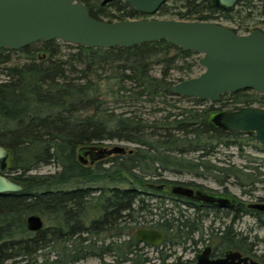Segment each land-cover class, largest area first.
I'll return each instance as SVG.
<instances>
[{"label": "trees", "instance_id": "obj_1", "mask_svg": "<svg viewBox=\"0 0 264 264\" xmlns=\"http://www.w3.org/2000/svg\"><path fill=\"white\" fill-rule=\"evenodd\" d=\"M81 1L97 20L145 16L122 0ZM214 1L166 0L155 16L219 25L228 21L236 24L230 28L235 32L264 27V4L241 0L220 8ZM13 53H21L24 59L12 62ZM192 53L165 40L110 48L49 40L16 51L0 48V145L10 155L5 175L23 186L22 191L0 195V264H74L88 257L101 264H150L144 251L147 247L158 252L159 264H165L172 252L139 242L138 227L162 230L161 246L185 249L187 243H196L194 235L202 234V217L192 218L174 205L163 207L153 224H136L142 211L151 213L147 208L152 199L165 201L153 183L166 180L151 178L163 170L198 173L202 169L218 171L222 177L234 174L229 167L207 165L204 160L219 146L234 145L241 150L240 139L252 136L222 129L211 118L224 109L256 103L264 107V96L240 90L222 94L217 107L213 103L168 111L171 99L203 104L169 91L171 84L191 76L197 63L187 60ZM155 67L158 74L153 73ZM174 71L181 76L174 78ZM145 105L150 112H144ZM113 140L132 143L135 148L109 158L107 164L86 166L78 161L79 147ZM190 152L198 156L186 165L182 157ZM49 164L59 170L32 173ZM32 213L44 216L49 226L28 231L25 218ZM56 245H62L63 252L57 251L49 261L42 251ZM230 249L247 255L250 247L246 236L236 235L226 224L223 250ZM105 256L112 262H105ZM174 264L187 261L176 257Z\"/></svg>", "mask_w": 264, "mask_h": 264}, {"label": "water", "instance_id": "obj_2", "mask_svg": "<svg viewBox=\"0 0 264 264\" xmlns=\"http://www.w3.org/2000/svg\"><path fill=\"white\" fill-rule=\"evenodd\" d=\"M109 1L102 0L101 4ZM122 1L141 14L153 15L166 0ZM240 1L215 0L214 4L229 8ZM256 1L264 4V0ZM49 40L86 48L130 47L165 40L183 51L201 54L197 63L203 67L197 76L171 84V94L211 102H217L224 93L240 90L264 95V32L259 29L237 34L214 22L178 19L134 18L106 22L90 16L81 0H0V48L16 51L34 42ZM211 120L222 129L250 135L264 144V107L225 109L216 112ZM125 152L122 146L106 148L90 144L77 149V159L87 165L88 161L92 164L108 155ZM8 160L9 152L0 145V195L23 190L19 181L5 175ZM170 192L190 196L192 191L174 184ZM197 199L225 206L229 203L227 197L200 191ZM249 207L264 211V204H249ZM25 225L28 231L37 232L44 227V221L39 214L32 213L25 218ZM135 236L139 242L154 247L164 238L161 230L146 227L138 228ZM210 252V247L206 246L189 264H255L238 250H228L216 258H212Z\"/></svg>", "mask_w": 264, "mask_h": 264}, {"label": "rangeland", "instance_id": "obj_3", "mask_svg": "<svg viewBox=\"0 0 264 264\" xmlns=\"http://www.w3.org/2000/svg\"><path fill=\"white\" fill-rule=\"evenodd\" d=\"M140 18H152V19H169L166 17H159V16H155V13L153 15H145L143 17ZM222 26L228 27V28H235L236 24L232 23V22H228V21H222L221 23ZM262 30L264 32V27H261ZM260 30V29H259ZM237 34H246L248 32H243V31H239L236 32ZM201 56V54L199 53H192L187 60L189 62L191 61H198L199 57ZM24 59L23 55L21 53H13L12 54V62H20ZM178 64H181V61L178 62ZM203 71V67H201L200 65H198V63H196V65H194L192 67V73L190 77H195L198 74H200ZM159 70L158 67H155L153 70L154 74H158ZM178 76H181V73H179L178 71H174L173 73V77L177 78ZM189 77V78H190ZM237 92V91H236ZM254 92V91H253ZM225 94V93H224ZM260 94V93H258ZM263 95V94H261ZM264 96V95H263ZM203 102V104L199 105V104H193V101H189L187 99L184 98H176V99H171L169 101V106L167 107V110H171V111H178L180 108H203V107H207L210 104H213L215 107L219 106L218 105V101L217 102H211V101H200ZM253 106H260L259 103L254 104ZM150 107L148 105H145L144 107V112H150ZM225 110V109H224ZM244 135V134H243ZM245 136V135H244ZM240 141L242 142V149H238L237 146H230V147H224V146H219L217 147V151L213 156H209L205 158V162L207 163V165H213L215 167H229L230 171H235V176H236V180H238L240 182V187L237 186H228V189L230 190V192L234 193L237 197L241 198V200L243 202H249L251 196H249V192L251 191H255L254 195L257 196H263L264 195V144H260L259 142H257L253 137L251 139H247V138H243L240 139ZM99 146H105L108 145L109 147H113V146H122L125 148L126 152L128 150H133L135 148L134 144L132 143H127V142H123V141H105L102 144H97ZM107 147V148H109ZM116 155H113L109 158H112ZM198 156V152H190L187 155H184L182 158L183 160H185L184 162H187L186 165H188L189 163L192 162H196V157ZM107 160V158H106ZM103 160L102 162H105V164H107V161ZM10 161L8 160V164H7V168L10 167ZM94 165V164H93ZM93 165H89L87 164L86 166H93ZM59 170L58 167H56L54 164H49V165H43L38 167L36 170L32 171V173H40V174H51L54 173L55 171ZM159 171V169H158ZM193 172L191 170H183L181 172H173V171H169V170H163L160 171V175L157 177H152L151 179H163L166 180V182H155L153 183L155 186H163V189H159V194H163L165 193H169V189L171 186L170 182H174V181H188L191 178H194L196 181L199 182H203L205 184H209L211 186H214V184L212 182H210L209 180H203L200 178L193 177ZM197 172V171H196ZM201 172H205L202 171V169H198V173ZM213 173L209 174L210 175H216V176H221L220 173H218V171H211ZM249 174V175H248ZM222 177V176H221ZM233 177V175H232ZM148 177H145V179ZM70 187H77V185H81V183L78 184H70ZM69 186H64L62 187L63 189L68 188ZM253 188H255V190H253ZM152 204L151 206H149L147 209H149L151 211V213H148V211H142L139 216L136 217V224H142L143 221H148V219H150L153 223L155 221L158 220V218L160 217L159 215H161L162 213V208L163 207H168L171 208L173 206L172 202L170 201H164V203H160L159 200L157 199V201L155 199H152ZM181 208L183 209V206H181ZM173 211L175 212L176 209L174 208ZM174 214V213H173ZM41 216V215H40ZM43 221H44V226H49L48 221L46 220V218L44 216H41ZM205 226V223L202 222V233L204 231L203 227ZM252 227V219L249 215H242L240 220L236 221L234 224V229L237 232H240L242 234V236H246L248 239L247 241H249V237L252 236L253 234V230H251ZM141 228V227H138ZM137 228V229H138ZM136 229V230H137ZM264 231L260 232V235H263ZM202 235V234H201ZM194 237H196V235H194ZM125 238L121 237V239ZM186 248L183 249V247L181 245H176L173 247H168L166 246H159V248L166 250V253L172 252V255L166 259L169 260V262H174L175 261V256L180 255L181 256V260H185V259H190L192 258V256H194V249L195 247H192V245H190L189 243H187ZM260 250L262 252H264V245L261 244L259 246ZM57 251L62 253V245H56L55 248H47L44 251H42V253L45 254V256L47 257V259L49 261L54 260V258H56V254ZM62 251V252H61ZM144 251H146L147 256L151 259L150 260V264H159V259H158V252H156L155 250H153L152 248H144ZM38 263L42 260V257H38L37 258ZM165 260V261H166ZM104 261L105 262H112V259L110 257H104ZM9 264V262L7 263ZM17 264H26V261H18ZM49 264V263H48ZM74 264H101V262L95 258V257H88L85 259H82L81 261H78L77 263ZM170 264V263H169Z\"/></svg>", "mask_w": 264, "mask_h": 264}, {"label": "flooded vegetation", "instance_id": "obj_4", "mask_svg": "<svg viewBox=\"0 0 264 264\" xmlns=\"http://www.w3.org/2000/svg\"><path fill=\"white\" fill-rule=\"evenodd\" d=\"M92 145H97V144H92ZM103 147L107 148L109 146L105 145ZM92 153H94V151ZM113 155H118V154H113ZM113 155H108L104 158L98 159L92 164H90L88 161L87 164L93 165L98 162H102L103 160H106V158L108 160V157H111ZM87 158L89 159L88 155ZM209 174L211 173L204 172V173H193L192 175L193 177L197 176V178L203 180H209L214 184V186L196 181L194 178H191L188 181L170 182L171 186L169 189V193L164 192L165 200L172 202V204L176 207V209L177 207H179L182 211H184L188 216L192 218L196 216H201L202 222L205 223V226L203 227L204 231L202 235L200 236V233L198 231L195 234L196 237H194V239L196 240V243L195 244L189 243L190 245H192V247H195L194 256H192V258L190 259L181 260V256L178 255L175 256V259L176 257H179L181 261L183 262L187 261V264L192 263L195 261L196 255L199 254L206 246L210 247L211 250L210 256L212 258L223 256L225 252L228 251V250H223V232L225 230L226 224L229 225L231 230L235 232L237 235L239 232H237L234 229L235 222L240 220L242 215H249L252 219L251 230H253V234L252 236L249 237L248 243L250 250H249V254L247 255L250 257L252 261L255 262V264H264V252H262L259 248L261 244L264 245V234L260 235V232L264 231V211L259 210L257 207H249V204H261V205L264 204V195L257 196L254 195L255 191H251L249 192V196H251L249 197L250 201L247 203L243 202L241 198L237 197L234 193L230 192V190L228 189V186L230 185L237 187H240L241 185L240 182L236 180L235 172L234 174L231 173V175L227 177H221L216 175L209 176ZM174 184H180L191 189L192 191L191 195L181 196V195L172 194L170 190ZM159 187L161 190L163 189L162 185ZM253 190H255V188H253ZM198 191L216 197L217 196L227 197L229 199V203L227 206H225L217 202H212V203L203 202L197 199ZM181 206H183V209L181 208ZM146 228H153V227H146ZM154 229H158V228H154ZM164 239H165V234L163 241ZM174 263L175 261L172 262V264Z\"/></svg>", "mask_w": 264, "mask_h": 264}, {"label": "built area", "instance_id": "obj_5", "mask_svg": "<svg viewBox=\"0 0 264 264\" xmlns=\"http://www.w3.org/2000/svg\"><path fill=\"white\" fill-rule=\"evenodd\" d=\"M152 223H153V222H152L150 219H148V221H143V222H142V224H144V225H146V226H147V225H150V224H152ZM169 263L172 264V262H169V260H166V261H165V264H169Z\"/></svg>", "mask_w": 264, "mask_h": 264}]
</instances>
